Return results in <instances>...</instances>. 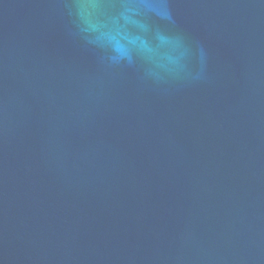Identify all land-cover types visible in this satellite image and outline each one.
<instances>
[{
	"label": "water",
	"instance_id": "water-1",
	"mask_svg": "<svg viewBox=\"0 0 264 264\" xmlns=\"http://www.w3.org/2000/svg\"><path fill=\"white\" fill-rule=\"evenodd\" d=\"M0 264H264V2L0 0Z\"/></svg>",
	"mask_w": 264,
	"mask_h": 264
},
{
	"label": "clouds",
	"instance_id": "clouds-1",
	"mask_svg": "<svg viewBox=\"0 0 264 264\" xmlns=\"http://www.w3.org/2000/svg\"><path fill=\"white\" fill-rule=\"evenodd\" d=\"M262 2H264V0H262Z\"/></svg>",
	"mask_w": 264,
	"mask_h": 264
}]
</instances>
